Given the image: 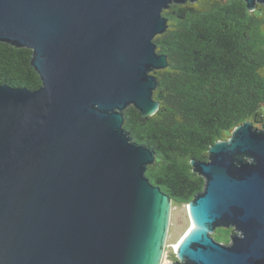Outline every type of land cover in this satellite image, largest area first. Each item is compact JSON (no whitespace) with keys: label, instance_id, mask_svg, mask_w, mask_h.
Wrapping results in <instances>:
<instances>
[{"label":"water","instance_id":"water-1","mask_svg":"<svg viewBox=\"0 0 264 264\" xmlns=\"http://www.w3.org/2000/svg\"><path fill=\"white\" fill-rule=\"evenodd\" d=\"M0 0V41L31 49L42 85H0V264H161L172 200L145 176L156 152L125 109L159 108L156 35L171 3ZM249 10L264 0H245ZM264 11V10H263ZM192 160L206 183L173 264H264V124ZM233 228L228 242L213 237Z\"/></svg>","mask_w":264,"mask_h":264},{"label":"trees","instance_id":"trees-1","mask_svg":"<svg viewBox=\"0 0 264 264\" xmlns=\"http://www.w3.org/2000/svg\"><path fill=\"white\" fill-rule=\"evenodd\" d=\"M263 10L261 4L249 10L245 0H198L163 11L169 27L154 42L169 66L155 71L159 108L142 116L129 106L123 123L134 142L156 152L145 176L176 205H187L205 187L192 160L207 161L210 146L235 126L264 124ZM31 53L0 41V85H42ZM222 229L228 242L233 228Z\"/></svg>","mask_w":264,"mask_h":264},{"label":"rangeland","instance_id":"rangeland-1","mask_svg":"<svg viewBox=\"0 0 264 264\" xmlns=\"http://www.w3.org/2000/svg\"><path fill=\"white\" fill-rule=\"evenodd\" d=\"M170 216L169 228H167L168 234L165 241V252L162 254L161 264H173L180 259L177 251L178 242L182 240L184 233H186L187 229L190 228L189 226H191L188 204L176 205V203H172V214ZM222 228L223 227L217 228L213 233V237L217 241L226 242L230 233L227 232L228 230L225 231Z\"/></svg>","mask_w":264,"mask_h":264},{"label":"bare ground","instance_id":"bare-ground-1","mask_svg":"<svg viewBox=\"0 0 264 264\" xmlns=\"http://www.w3.org/2000/svg\"><path fill=\"white\" fill-rule=\"evenodd\" d=\"M190 227V226H189ZM184 235H185V233H184ZM184 235H183V237H184ZM183 239V238H182ZM181 242V241H180ZM179 243V242H178ZM180 244V243H179ZM179 244H178V247H177V249L179 248Z\"/></svg>","mask_w":264,"mask_h":264}]
</instances>
